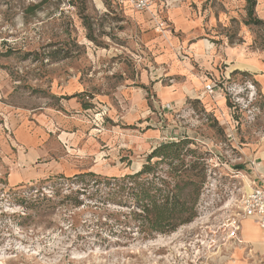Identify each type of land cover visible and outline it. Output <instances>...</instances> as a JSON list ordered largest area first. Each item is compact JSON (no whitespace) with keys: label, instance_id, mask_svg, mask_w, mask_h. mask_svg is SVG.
I'll use <instances>...</instances> for the list:
<instances>
[{"label":"rangeland","instance_id":"374dc122","mask_svg":"<svg viewBox=\"0 0 264 264\" xmlns=\"http://www.w3.org/2000/svg\"><path fill=\"white\" fill-rule=\"evenodd\" d=\"M155 4L163 33L123 0H0V264H234L236 251L243 264H264L226 228L248 186L264 181L261 73L249 63L235 68L239 58L264 59V24L249 22L248 0ZM180 13L199 23L193 31L178 30L186 24ZM253 14L264 23V0ZM198 40L213 44L204 75L192 59L201 88L163 102L155 87L186 83L159 57L172 45L174 61L184 63ZM211 83L220 88L215 97L205 93ZM136 95L145 98L140 123L163 134L140 155L116 151L108 163L120 171L9 182L21 126L37 133L46 160L60 155L61 122L78 115L66 103L91 110L97 135H119L136 127L126 120ZM170 144L178 146L149 159Z\"/></svg>","mask_w":264,"mask_h":264},{"label":"crops","instance_id":"0c3cea01","mask_svg":"<svg viewBox=\"0 0 264 264\" xmlns=\"http://www.w3.org/2000/svg\"><path fill=\"white\" fill-rule=\"evenodd\" d=\"M138 13L147 14L151 20L148 13ZM180 15L183 22L186 24L184 26H179V31H193V28L199 24L190 20L191 23H187V19L183 14L180 13ZM175 27L177 28V25H175ZM205 41L206 40H198L192 43L189 46L188 52L183 56L180 55L186 60L184 63L174 61L175 55L172 52V45L165 50L164 55L159 57L158 60L160 63L170 64L169 73L171 77L178 76L186 83L184 86L178 85L167 88L166 90L155 87V92L159 93L163 102H169L175 99L177 101H182L185 98L184 92L186 91L197 94V90L202 86V76L196 69V65L194 66L192 64V59L193 61L199 62L202 68H205L203 72H201L202 75H204V71H206L207 68H212L211 63L207 61L206 57L208 59L211 57L213 44L207 40L211 45L207 46ZM239 60L241 61H239V64L235 68H252L248 67L246 64H240L241 62L249 63L259 68L261 74L255 80L260 82L264 89V59L260 61L257 56H253L248 61H244L240 58ZM175 91L177 92L175 93ZM219 102L223 104L222 100H219ZM130 104L133 107V113H130L126 120L133 123V125L136 123V127L131 131L126 130L127 132H122L120 130L121 134L119 135H116L119 132L116 128H113L114 130L106 128L105 131L97 135L94 128H92L93 126L91 127L90 125L92 120L91 110L88 109V107H83L79 101L66 103V108L74 109L78 115L75 116V121H63L65 122L63 123L56 120V122H61L64 126V130L61 129V134L59 135L62 148L59 149L60 155L55 154L56 157L48 155L49 158L46 160H42V158L45 157L44 154H48L49 152H47V149L43 152L39 148L41 140L37 133H31L28 125H23V128H21V126L16 132V141L18 144H15L20 149L16 159V166L9 174V182L14 186H19L33 181L49 180L55 177H68L81 169L87 170L91 174L105 175L114 171H120L119 168L112 169L108 163V161L112 160L111 158L116 154V151L119 153L120 150L127 148L126 150L129 155H140L141 152H147L154 147L163 134L161 129L155 126L140 123L146 111L145 98L142 95H136ZM143 125L144 127H142ZM121 136H129L130 139L123 140L120 139ZM99 157H102V159L99 160ZM131 160L133 161L132 157H130V161ZM259 169L264 177V158L259 162ZM249 191H251V186H248V192ZM244 225L247 229L243 232ZM240 240L244 242L245 245H251L254 252H259L264 255V231L252 219L244 218L241 220L239 241ZM235 254V260L237 261L233 263L243 264V262L239 260L242 253L236 251Z\"/></svg>","mask_w":264,"mask_h":264},{"label":"built area","instance_id":"2783aa9c","mask_svg":"<svg viewBox=\"0 0 264 264\" xmlns=\"http://www.w3.org/2000/svg\"><path fill=\"white\" fill-rule=\"evenodd\" d=\"M126 4L131 6L135 11L148 13L151 20L156 22L157 31H164L165 23L158 20V11L155 7L156 0H123ZM163 33V32H162ZM165 33V32H164ZM220 88L215 84H208L205 87V93L211 97L218 94ZM98 116H102L101 113ZM251 191L242 195L238 202V212L227 219L226 228L228 237L232 240L239 241V234L241 231V220L252 219L264 231V181L259 184H251Z\"/></svg>","mask_w":264,"mask_h":264},{"label":"trees","instance_id":"16d2710c","mask_svg":"<svg viewBox=\"0 0 264 264\" xmlns=\"http://www.w3.org/2000/svg\"><path fill=\"white\" fill-rule=\"evenodd\" d=\"M248 2L250 3V8H249V17H250V23L251 24H255V25H262L264 24L263 21H261L260 19H257V18H253V12H254V7L256 6V0H248ZM178 145L176 144H170V145H163L160 149H156L149 157L150 160L158 157V158H161V154L160 152L163 151V150H168V149H171L173 147H177ZM239 168H242V167H239ZM146 169L147 168H144L143 170H141L139 173H137V175H142L144 173H146ZM163 221H164V212H160L158 214V217H157V221H156V226L158 228H162L163 227ZM165 226H170V225H165Z\"/></svg>","mask_w":264,"mask_h":264}]
</instances>
